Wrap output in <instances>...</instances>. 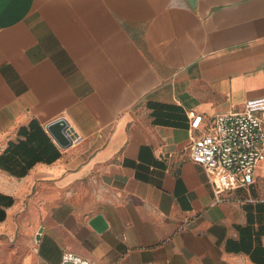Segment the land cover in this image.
Wrapping results in <instances>:
<instances>
[{
	"label": "crops",
	"instance_id": "0c3cea01",
	"mask_svg": "<svg viewBox=\"0 0 264 264\" xmlns=\"http://www.w3.org/2000/svg\"><path fill=\"white\" fill-rule=\"evenodd\" d=\"M263 95L264 0H0V264H264V162L218 201L189 149Z\"/></svg>",
	"mask_w": 264,
	"mask_h": 264
},
{
	"label": "built area",
	"instance_id": "2783aa9c",
	"mask_svg": "<svg viewBox=\"0 0 264 264\" xmlns=\"http://www.w3.org/2000/svg\"><path fill=\"white\" fill-rule=\"evenodd\" d=\"M190 119L191 158L205 168L218 201L223 200V192L255 182L256 170L264 162V95L248 99L242 109L214 116L200 136H195L192 129L200 126L203 116ZM32 264L52 263L38 259ZM57 264L97 263L66 250Z\"/></svg>",
	"mask_w": 264,
	"mask_h": 264
},
{
	"label": "water",
	"instance_id": "95a60500",
	"mask_svg": "<svg viewBox=\"0 0 264 264\" xmlns=\"http://www.w3.org/2000/svg\"><path fill=\"white\" fill-rule=\"evenodd\" d=\"M191 5L195 6L196 0H189ZM50 133L57 139L61 146H69L77 136V133L70 127L69 122L65 118H58L47 126ZM91 225L98 231L107 228L108 223L102 214H97L91 220Z\"/></svg>",
	"mask_w": 264,
	"mask_h": 264
}]
</instances>
